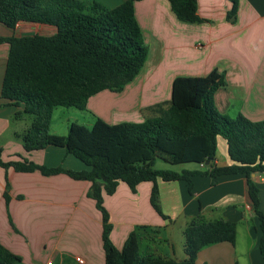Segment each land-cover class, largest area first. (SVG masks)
Instances as JSON below:
<instances>
[{
	"label": "crops",
	"instance_id": "1",
	"mask_svg": "<svg viewBox=\"0 0 264 264\" xmlns=\"http://www.w3.org/2000/svg\"><path fill=\"white\" fill-rule=\"evenodd\" d=\"M80 1H98L110 9L123 2ZM134 10L148 47L146 63L122 92L103 91L88 100L86 109L95 119L110 125L142 123L146 109L171 100L176 79H205L217 74L226 83L214 95L217 110L232 118L242 115L253 122L264 121V0H239L233 16L229 15L228 0H198L200 21L196 23L178 20L168 0L137 1ZM55 33L56 28L49 25L22 22L12 30L0 24V37ZM9 50V44L0 43L2 161L24 158L48 168L87 170L62 147L25 152L18 135L28 129L30 122L16 120V112L23 108L1 97ZM214 163L231 164L226 142L220 137ZM202 168L205 171L207 165ZM252 178L260 189V210L264 214V175ZM192 182L190 193L186 181H158L159 204L167 220L150 203L151 183L140 184L135 193L120 183L113 195L105 194L103 206L113 225L110 239L114 246L122 250L128 236L141 231L143 234L138 236L143 257L182 261L187 258L185 229L200 217L204 221L235 222L237 233L234 244L202 249L196 264H239L240 256L250 264H264L259 249L262 233L245 176H221L214 185L211 177L199 175L192 177ZM91 185L65 173L46 176L39 170L18 172L0 166V244L19 256L21 264H80L76 258H81L83 264H106L103 217L95 200L87 195ZM176 227L183 238L180 253L171 234Z\"/></svg>",
	"mask_w": 264,
	"mask_h": 264
},
{
	"label": "trees",
	"instance_id": "2",
	"mask_svg": "<svg viewBox=\"0 0 264 264\" xmlns=\"http://www.w3.org/2000/svg\"><path fill=\"white\" fill-rule=\"evenodd\" d=\"M123 0L110 9L98 1L0 0V24L14 29L19 22L49 25L52 36L34 34L0 37L10 46L1 97L22 107L15 119H31L19 134L26 153L47 147H62L88 169L48 168L22 158L0 166L18 172L39 170L43 175L65 173L75 180L91 182L88 197L95 200L103 217V248L106 264H196L198 253L209 246L236 241L237 224L225 220L204 221L200 217L186 227L182 261L158 256L143 257L138 233L132 232L122 250L110 239L113 229L103 206V196L113 195L120 183L133 193L142 183H151L150 203L167 220L159 204L158 181H186L192 193L194 176L243 175L252 210L259 220V249L264 258V214L260 189L253 175H264V121L253 122L239 115L221 114L214 102L216 91L226 86L217 74L205 79H176L167 103L146 109L142 123L110 125L95 119L92 127L69 125L67 135L51 132L54 110L60 107L86 110L88 100L103 92H122L144 67L148 47L135 16V3ZM231 3L229 15L238 11L239 0ZM178 20L196 23L198 0H168ZM225 140L231 164L217 166L218 138ZM161 159L170 164L195 162L205 171L157 170ZM6 199L9 197L6 195ZM21 258L0 244V264H21Z\"/></svg>",
	"mask_w": 264,
	"mask_h": 264
},
{
	"label": "rangeland",
	"instance_id": "3",
	"mask_svg": "<svg viewBox=\"0 0 264 264\" xmlns=\"http://www.w3.org/2000/svg\"><path fill=\"white\" fill-rule=\"evenodd\" d=\"M94 116L91 112L86 110H79L75 108H65L60 107L54 110L52 120H51V132L53 134L58 135H67L69 125L71 123H78L82 125H86L87 127H91V124L94 121ZM24 122H31V119L29 117H24ZM30 124V123H29ZM224 140V139H222ZM222 153V148L220 146V154ZM154 168L157 170H164V171H173V172H182V171H201L204 168L200 167L199 163L195 162H188V163H179V164H170L168 162H165L161 159H157ZM110 221V219H109ZM111 223V222H110ZM112 225V223H111ZM113 226V225H112ZM138 235L143 234L141 231L138 232ZM172 236L174 240V244L176 247V250L178 253H180V244L183 245V238L182 235H180V232L178 228L176 227V230L172 231ZM140 239V244H142ZM244 248H246V244L243 245ZM142 249V248H141ZM239 264H250L249 260L245 258V256H240V263Z\"/></svg>",
	"mask_w": 264,
	"mask_h": 264
},
{
	"label": "built area",
	"instance_id": "4",
	"mask_svg": "<svg viewBox=\"0 0 264 264\" xmlns=\"http://www.w3.org/2000/svg\"><path fill=\"white\" fill-rule=\"evenodd\" d=\"M20 23H22V22H19V23H17L16 24V28H18L19 26H20ZM37 24H34V26H36ZM202 167H204V164L202 165ZM76 261L78 262V263H80V264H83L84 262H83V260L81 259V258H76ZM48 264H52L51 262L50 263H48Z\"/></svg>",
	"mask_w": 264,
	"mask_h": 264
},
{
	"label": "water",
	"instance_id": "5",
	"mask_svg": "<svg viewBox=\"0 0 264 264\" xmlns=\"http://www.w3.org/2000/svg\"><path fill=\"white\" fill-rule=\"evenodd\" d=\"M207 165H208V163H207Z\"/></svg>",
	"mask_w": 264,
	"mask_h": 264
}]
</instances>
